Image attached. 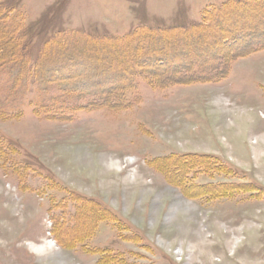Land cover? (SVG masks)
Wrapping results in <instances>:
<instances>
[{"label":"rangeland","instance_id":"rangeland-1","mask_svg":"<svg viewBox=\"0 0 264 264\" xmlns=\"http://www.w3.org/2000/svg\"><path fill=\"white\" fill-rule=\"evenodd\" d=\"M227 1L0 0L2 58L16 34L30 54L23 79L0 66V264H264V48L187 70L177 51L200 39L140 34ZM96 39L119 49L89 64ZM162 50L180 72L152 82L133 55ZM171 155L212 161L184 185ZM45 241L57 253L29 246Z\"/></svg>","mask_w":264,"mask_h":264},{"label":"trees","instance_id":"trees-1","mask_svg":"<svg viewBox=\"0 0 264 264\" xmlns=\"http://www.w3.org/2000/svg\"><path fill=\"white\" fill-rule=\"evenodd\" d=\"M261 0H229L226 3L222 5L220 8H213L212 10H207L203 14V20L200 24L183 29V28H173V29H150L148 31L142 30L140 34H148L147 39H150L152 42H154L157 38L165 39L166 34L176 35V38L178 36L182 37L185 36V39H189V41L198 40L196 44L186 48H183L182 51H177V58L176 62H180L182 64V61L186 64L184 65L187 67V70L195 65L196 62H198L199 66L201 67L202 63L208 64L210 67H216L220 66L221 63H224L226 66L230 61L237 57H245L252 53L253 51L257 49L264 48V23L260 24L258 23L259 20H264V12H262ZM256 9V10H255ZM238 13L241 14H250L251 18L248 19L244 23L243 26L235 27L231 29H224L220 31L218 34L213 35V29L216 27V24L220 23L222 26H225V21H230L233 19ZM258 21V22H257ZM21 35V33H20ZM137 34L131 35L129 38H125L123 40H120V42H126V44H130L131 41L135 40ZM13 43H14V49L10 54H8L7 59L2 58L4 54H0V66H6L11 64V68H14L16 66V77L17 79H23L27 75V71L25 68V62H27L30 55L27 50L26 53L24 52L26 49V46L23 45V42L20 43V36L19 35H13ZM129 40V41H128ZM94 43L91 44V48L93 50H90L88 52V58L85 59L86 62L89 64L92 62V59H96L97 61H102L104 59V56L102 54L101 50L104 48L103 46L111 45L114 47L113 50H111V53L117 51L119 47L115 46L114 44H111L108 41H105L103 39L96 41H92ZM118 43V42H117ZM121 44V43H119ZM101 48L100 50L97 48ZM90 52H93L95 56H91ZM156 52V51H155ZM161 52H165V50H162ZM132 54L136 53L135 51L131 52ZM157 53V52H156ZM153 54V53H152ZM155 54V53H154ZM158 54V53H157ZM155 54V55H157ZM155 55L147 56L143 59L142 54H136L133 55V61H136V64H133L134 67H139L141 69H144L146 73H149L148 76L151 77V81L154 82L157 77H161L164 75L170 74L171 76L176 75L180 71L176 69L173 72H169L167 68L169 67V63H171L170 59L171 56L169 53L165 52V56L157 55L160 57H155ZM39 58H36V61L33 63L36 67H38ZM156 59V60H155ZM128 61L131 60V58H127ZM173 62V61H172ZM103 64L106 63L103 61ZM183 66V65H181ZM180 66V67H181ZM109 68V67H107ZM128 75L130 76L129 69L126 71ZM227 76V72L224 74L221 73L215 74L212 78V80H219ZM205 81V80H204ZM115 94V93H114ZM108 106V105H107ZM116 105H112L111 109L117 108ZM212 161L209 159V157L205 155H182V156H167L165 158L159 159L156 162H160L162 164H176L173 168V170H176L178 172H183L182 175H184V178L182 180L185 181L183 183L186 185V174L193 170V168L196 167H203L202 169L207 168V163ZM155 163V164H157ZM164 171L166 172V175L170 177V173L172 172L169 170L167 166L163 167ZM161 169V168H159ZM168 178V177H167ZM176 182L179 183V180ZM205 186H199L197 189V193L201 192V190H204ZM217 191V190H216ZM215 191H211L210 194H212ZM196 193V194H197ZM82 198V197H80ZM84 199V198H82ZM88 202L90 200H87ZM86 206V205H83ZM98 206V205H97ZM97 206H95L97 208ZM90 213L92 216H97L94 208H91ZM106 220V219H105ZM91 233L87 234V237L90 236ZM84 235V234H83ZM104 261V260H103Z\"/></svg>","mask_w":264,"mask_h":264},{"label":"bare ground","instance_id":"bare-ground-1","mask_svg":"<svg viewBox=\"0 0 264 264\" xmlns=\"http://www.w3.org/2000/svg\"><path fill=\"white\" fill-rule=\"evenodd\" d=\"M116 167L118 168V166H116ZM29 246L32 249V251L36 252L37 254H41V255L43 253H47V252H53V253H55L56 252V248H57V247L55 248V244L52 241H45V243H43V244L30 243ZM181 252H182V250L179 249L178 253H181Z\"/></svg>","mask_w":264,"mask_h":264}]
</instances>
